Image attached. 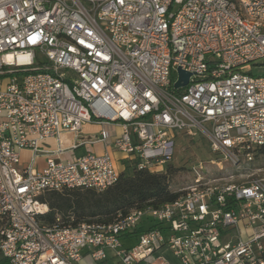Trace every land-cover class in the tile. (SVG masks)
Segmentation results:
<instances>
[{
	"label": "built area",
	"instance_id": "obj_1",
	"mask_svg": "<svg viewBox=\"0 0 264 264\" xmlns=\"http://www.w3.org/2000/svg\"><path fill=\"white\" fill-rule=\"evenodd\" d=\"M250 64L264 67V0H0V261L82 264L87 251L104 264L110 250L120 264H167L165 248L180 264H264V173L197 174L173 202L107 224L39 221L46 193L116 184L110 146L118 166L150 174L181 133L234 162L264 147V76ZM178 69L190 74L179 90ZM86 124L101 126L96 141L82 140ZM95 143L102 153L64 158Z\"/></svg>",
	"mask_w": 264,
	"mask_h": 264
},
{
	"label": "trees",
	"instance_id": "obj_2",
	"mask_svg": "<svg viewBox=\"0 0 264 264\" xmlns=\"http://www.w3.org/2000/svg\"><path fill=\"white\" fill-rule=\"evenodd\" d=\"M181 94V91H176ZM264 153V147L258 148ZM123 170L115 185L102 191L70 189L62 192H50L40 197V201L49 207V213L39 217L42 224L53 225L56 219L62 225L75 228L78 224H107L118 216H125L132 209L146 206L155 208L171 203L178 194L169 189L171 169L158 174L136 170L127 161L120 163ZM144 231L138 228L132 235ZM0 264H6L0 261Z\"/></svg>",
	"mask_w": 264,
	"mask_h": 264
},
{
	"label": "rangeland",
	"instance_id": "obj_3",
	"mask_svg": "<svg viewBox=\"0 0 264 264\" xmlns=\"http://www.w3.org/2000/svg\"><path fill=\"white\" fill-rule=\"evenodd\" d=\"M251 76H264V67L250 64ZM68 146V145H65ZM44 148L53 149V144H44ZM92 152L88 149L79 150L76 154H84ZM108 152L113 159L117 170L120 167L117 164L114 156L113 148L110 146ZM94 153V152H93ZM67 156L66 158H70ZM28 159L22 160L15 169L21 171L26 166ZM171 169L168 175L169 189L171 192L180 194L188 186L193 184V181L198 174L201 178L207 180L229 179L232 182L241 180L240 178L247 174L261 175L264 173V153L260 150L254 149L251 151L249 158L240 157L238 162H234L224 157H216L209 150V143L207 139L198 133L187 135L184 133L177 136L175 142L174 156L169 164L163 168V172ZM141 264H155L142 262Z\"/></svg>",
	"mask_w": 264,
	"mask_h": 264
},
{
	"label": "crops",
	"instance_id": "obj_4",
	"mask_svg": "<svg viewBox=\"0 0 264 264\" xmlns=\"http://www.w3.org/2000/svg\"><path fill=\"white\" fill-rule=\"evenodd\" d=\"M102 128L101 126L99 125H96V124H86L83 126L82 128V140L84 141H96L98 138H99V134L101 132ZM115 133L116 134H119L120 133V129L119 128H115ZM62 139L64 141L66 140H71V137L67 134H64L62 136ZM50 144H53L54 145V142L53 141H49ZM109 148V147H108ZM107 148V150H108ZM83 149H88L94 153H102L104 151V147L101 143H95V144H92V145H84V146H81L79 147L78 149H76L75 151L72 152L71 154V157H79L83 154H76V152H78L79 150H83ZM114 151V150H113ZM85 154V153H84ZM114 156L115 159L118 161L122 160L124 158L123 155L117 153L114 151ZM22 160H25V159H28L30 157V153L29 152H22ZM67 156L69 155H66L64 158H66ZM68 159V158H66ZM44 164V158H38L37 160V167L38 168H41ZM118 165H119V162H118ZM120 167V166H119ZM123 168L120 167V171H122ZM150 226V224H148L147 222H145L144 224H142L140 227H143L144 229L148 228ZM137 235V234H136ZM136 235H129V236H126L123 240V244L126 246V247H131L135 244L136 242ZM156 256H159V257H162L167 264H180L178 262V260L171 254V252L167 249H161L157 254ZM82 264H91L90 262V259L88 257V252L85 251L83 252V258H82ZM104 264H120L119 260L117 258H115L114 254L112 251L110 250H106V260L104 262ZM141 264V263H139Z\"/></svg>",
	"mask_w": 264,
	"mask_h": 264
},
{
	"label": "water",
	"instance_id": "obj_5",
	"mask_svg": "<svg viewBox=\"0 0 264 264\" xmlns=\"http://www.w3.org/2000/svg\"><path fill=\"white\" fill-rule=\"evenodd\" d=\"M189 77H190L189 73H186V72L178 69V79L175 82V84L173 85L174 89L179 90V89L184 88L188 83Z\"/></svg>",
	"mask_w": 264,
	"mask_h": 264
},
{
	"label": "bare ground",
	"instance_id": "obj_6",
	"mask_svg": "<svg viewBox=\"0 0 264 264\" xmlns=\"http://www.w3.org/2000/svg\"><path fill=\"white\" fill-rule=\"evenodd\" d=\"M19 62H22V61H24V58H22V57H19ZM7 61H10V59L9 58H7Z\"/></svg>",
	"mask_w": 264,
	"mask_h": 264
}]
</instances>
